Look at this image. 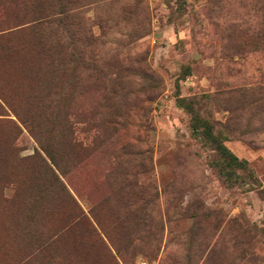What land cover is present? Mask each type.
<instances>
[{
  "label": "rangeland",
  "instance_id": "obj_1",
  "mask_svg": "<svg viewBox=\"0 0 264 264\" xmlns=\"http://www.w3.org/2000/svg\"><path fill=\"white\" fill-rule=\"evenodd\" d=\"M262 188L264 0H0V264H264Z\"/></svg>",
  "mask_w": 264,
  "mask_h": 264
},
{
  "label": "trees",
  "instance_id": "obj_2",
  "mask_svg": "<svg viewBox=\"0 0 264 264\" xmlns=\"http://www.w3.org/2000/svg\"><path fill=\"white\" fill-rule=\"evenodd\" d=\"M178 105L190 114L193 133L203 139L216 153L211 167L218 173L219 177L230 187L247 183L246 176L243 177L238 170L244 171V174L252 177L251 174H248V162L240 160L225 146L224 141L215 134L212 123L200 117L195 101L179 96ZM260 191L264 195V188Z\"/></svg>",
  "mask_w": 264,
  "mask_h": 264
}]
</instances>
